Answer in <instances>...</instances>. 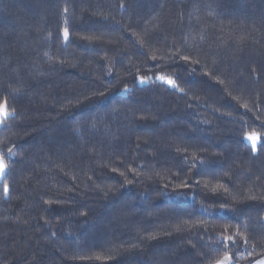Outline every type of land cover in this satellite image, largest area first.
<instances>
[{
  "label": "trees",
  "instance_id": "obj_1",
  "mask_svg": "<svg viewBox=\"0 0 264 264\" xmlns=\"http://www.w3.org/2000/svg\"><path fill=\"white\" fill-rule=\"evenodd\" d=\"M4 101L0 264L264 258V0H0Z\"/></svg>",
  "mask_w": 264,
  "mask_h": 264
},
{
  "label": "snow or ice",
  "instance_id": "obj_2",
  "mask_svg": "<svg viewBox=\"0 0 264 264\" xmlns=\"http://www.w3.org/2000/svg\"><path fill=\"white\" fill-rule=\"evenodd\" d=\"M63 37L65 40H67L69 37V31L67 28L63 29ZM152 59L156 60L157 57L155 55H153ZM181 59H183L185 61H189L190 57L182 56ZM192 63H199V61H192ZM138 79H139L140 83H145L147 80H150L151 78L150 77H139ZM156 79L167 84L171 88L183 91V89H179V86H178L176 80L173 79L171 76H166V75L160 74L156 77ZM221 83H222V81H221ZM125 90H127V89H125ZM243 107L247 108L248 105L244 104ZM10 115H11V113L7 109L6 101L0 102V124H3V122L5 120H7ZM245 139L251 141L253 151H255L256 150V144H257V141L259 139V134H255V133L254 134H246ZM194 159H195V156H194ZM8 167H9L8 163L5 161L3 155L0 154V178H3ZM113 171H116V169H113ZM120 174L124 175L123 172H121ZM126 182L131 183V181H127V178H126ZM185 186H187V185H185ZM217 187H223V185H217ZM3 194L5 197H7L9 194V187L7 184L3 185ZM237 234H239V233H237ZM228 241L234 242L233 237L232 236H225L224 242L227 243ZM244 243L245 244L248 243V240L246 237L244 238ZM231 262H232V257L230 254H228L226 252L222 258L215 260L214 264H231ZM257 264H264V260L258 261Z\"/></svg>",
  "mask_w": 264,
  "mask_h": 264
},
{
  "label": "rangeland",
  "instance_id": "obj_3",
  "mask_svg": "<svg viewBox=\"0 0 264 264\" xmlns=\"http://www.w3.org/2000/svg\"><path fill=\"white\" fill-rule=\"evenodd\" d=\"M258 134L257 132H255V131H253V132H247V133H245V135L246 134ZM245 135H244V140L252 147V143H251V141H249V140H247V139H245ZM259 141H260V136H259V139H258V141H257V144L259 143ZM256 144V145H257ZM253 148V147H252ZM258 261H261V260H258ZM214 264V263H213ZM253 264H257V262L256 263H253Z\"/></svg>",
  "mask_w": 264,
  "mask_h": 264
},
{
  "label": "crops",
  "instance_id": "obj_4",
  "mask_svg": "<svg viewBox=\"0 0 264 264\" xmlns=\"http://www.w3.org/2000/svg\"><path fill=\"white\" fill-rule=\"evenodd\" d=\"M1 179V178H0ZM261 260H264V258L263 259H261ZM258 262V261H257ZM256 263V262H255Z\"/></svg>",
  "mask_w": 264,
  "mask_h": 264
}]
</instances>
